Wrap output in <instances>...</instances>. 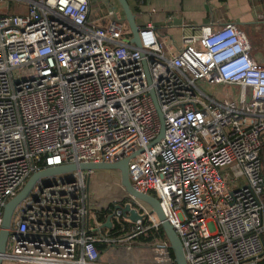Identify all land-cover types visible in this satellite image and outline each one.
I'll return each mask as SVG.
<instances>
[{
	"label": "built area",
	"instance_id": "2783aa9c",
	"mask_svg": "<svg viewBox=\"0 0 264 264\" xmlns=\"http://www.w3.org/2000/svg\"><path fill=\"white\" fill-rule=\"evenodd\" d=\"M90 1L0 0V223L32 172L128 158L130 184L158 201L186 264H264V60L233 23L184 25L175 47L147 22L136 47L116 1L100 0L99 17ZM95 176L39 179L3 261L176 264L167 240L133 244L160 226L146 204L126 201L135 222L113 208L109 227L89 216Z\"/></svg>",
	"mask_w": 264,
	"mask_h": 264
},
{
	"label": "crops",
	"instance_id": "0c3cea01",
	"mask_svg": "<svg viewBox=\"0 0 264 264\" xmlns=\"http://www.w3.org/2000/svg\"><path fill=\"white\" fill-rule=\"evenodd\" d=\"M127 2L134 12L137 25L142 26L151 22L165 43L171 40L175 47H179L180 32L184 25L195 24L216 28L225 23H233L248 39L251 45L250 57L258 61L264 60V3L259 0H127ZM90 5L92 17L103 14L104 7L100 0H91ZM11 7H14L13 10ZM24 10L25 7L20 4H9L10 12ZM168 17H171V23ZM101 258L105 260L108 256L103 254ZM3 264L18 263L3 261Z\"/></svg>",
	"mask_w": 264,
	"mask_h": 264
},
{
	"label": "water",
	"instance_id": "95a60500",
	"mask_svg": "<svg viewBox=\"0 0 264 264\" xmlns=\"http://www.w3.org/2000/svg\"><path fill=\"white\" fill-rule=\"evenodd\" d=\"M123 17L128 24L131 38L130 41L136 46L139 47V39H138V30L139 26L135 21V15L128 4L127 0H116ZM152 94V93H151ZM160 117V132L159 136L155 140L158 141L164 133V121L162 114L159 112ZM127 162L128 158L122 159L117 162H98V163H68L62 165H55V166H47L43 169L34 171L30 174V176L26 179L23 186L19 189V191L11 197L3 206L2 216H1V223H0V264H3V254L6 252L7 241L10 234V227H11V220L14 213L15 208L17 205L28 196L31 189L35 185V183L44 177L60 175L65 173H72L76 170H93L97 174H104L103 172L107 171H118L119 173V184L121 188L125 191V193L132 198L133 200H137L142 202L150 207V211L155 214L157 217L159 224L165 234L166 240L168 241L169 248L173 253V259L176 264H186L182 245L181 242L176 235L173 227L168 223L165 219L164 214L161 210V207L158 201L150 194L141 193L136 191L129 182L128 175H127ZM112 208L114 210L119 209L122 212L124 217H127L132 222H135L142 218L134 207L130 205V203L125 202L123 204L116 203L113 204ZM110 215L107 217L106 222L104 225L106 227L110 226Z\"/></svg>",
	"mask_w": 264,
	"mask_h": 264
},
{
	"label": "rangeland",
	"instance_id": "374dc122",
	"mask_svg": "<svg viewBox=\"0 0 264 264\" xmlns=\"http://www.w3.org/2000/svg\"><path fill=\"white\" fill-rule=\"evenodd\" d=\"M14 8V7H13ZM11 7V9L13 10ZM23 9L22 7H18ZM212 92L216 95H220L221 91L219 87H211ZM104 174H96L94 178L89 181L88 185V198H89V209L91 217L94 211H100L105 209L110 204L125 203L129 201V197L122 190L119 184V173L118 171H107ZM133 244L136 243L137 239H133Z\"/></svg>",
	"mask_w": 264,
	"mask_h": 264
},
{
	"label": "trees",
	"instance_id": "16d2710c",
	"mask_svg": "<svg viewBox=\"0 0 264 264\" xmlns=\"http://www.w3.org/2000/svg\"><path fill=\"white\" fill-rule=\"evenodd\" d=\"M261 2L264 3V0H259ZM40 168H43L42 165H40ZM112 206L113 204L108 205L107 208L102 209L100 211H94V214L97 218L98 221L103 222L105 221L106 217L109 215V213L112 210ZM109 232L111 233V235L116 236V235H121L123 234L121 231L118 230V226L114 225L113 227L109 228ZM137 242H145V243H149L152 242L153 240L157 239V240H166L165 234L161 228V226H158L157 228H151V229H147L146 231L138 234L136 236ZM104 248L103 244H98L97 245V249L98 251H102V249ZM171 255L173 257V253L171 252Z\"/></svg>",
	"mask_w": 264,
	"mask_h": 264
},
{
	"label": "bare ground",
	"instance_id": "6f19581e",
	"mask_svg": "<svg viewBox=\"0 0 264 264\" xmlns=\"http://www.w3.org/2000/svg\"><path fill=\"white\" fill-rule=\"evenodd\" d=\"M123 190V189H122ZM124 191V190H123ZM125 192V191H124ZM128 196V195H127ZM129 197V196H128ZM130 198V197H129Z\"/></svg>",
	"mask_w": 264,
	"mask_h": 264
}]
</instances>
